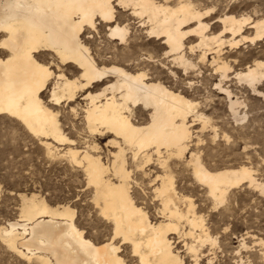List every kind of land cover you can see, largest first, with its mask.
Listing matches in <instances>:
<instances>
[{
    "label": "bare ground",
    "instance_id": "obj_1",
    "mask_svg": "<svg viewBox=\"0 0 264 264\" xmlns=\"http://www.w3.org/2000/svg\"><path fill=\"white\" fill-rule=\"evenodd\" d=\"M214 15L212 8L198 9L187 0H0V115L18 120L48 155L54 143L67 144L65 154L84 171L93 206L112 226L111 237L96 243L78 227L71 207L22 196L20 218L0 226L6 249L40 264H127L119 252L128 244L138 264H185L170 235L189 236L194 243L215 240L193 199L180 193L176 165L182 166L180 173L190 172L214 206L244 184L264 193L252 166L213 165L216 154L202 156L197 148L203 134L210 132L212 140L220 129L224 139L231 135L225 123L216 124L222 116L212 120L205 113L207 102L194 94L204 91L213 105V93L225 96L235 120L242 102L234 81L244 84V92L264 97V17ZM133 21L160 50L135 43ZM103 29L121 49L108 55L91 51L88 41ZM246 44H260L262 52H245ZM53 65L56 79H43L40 68L51 72ZM50 85L51 104L75 103L72 114L83 112L89 138L84 148L63 131L59 110L43 100ZM105 139L113 149L106 161L100 155ZM246 140L243 149L249 152ZM138 177L152 190L151 203H159L158 218L151 219L140 201ZM258 242L264 247L262 238ZM184 243L196 257L198 245Z\"/></svg>",
    "mask_w": 264,
    "mask_h": 264
},
{
    "label": "rangeland",
    "instance_id": "obj_2",
    "mask_svg": "<svg viewBox=\"0 0 264 264\" xmlns=\"http://www.w3.org/2000/svg\"><path fill=\"white\" fill-rule=\"evenodd\" d=\"M187 1L198 9L199 7L200 9L212 8L215 13L213 17L224 13H234L237 16L246 15L252 19L264 17V0ZM213 20H210V23ZM139 25L138 21L132 22V36L135 43H138L142 48L160 50L154 39L149 38V36H146L147 34L140 31ZM105 32V29L100 30L99 35L95 34L94 41H88L87 45L91 51L94 50V54L99 51L101 55H108L110 51L121 49V46H116V43L113 44L112 41L104 37ZM88 36V34H84V37L87 38ZM262 48L260 44L255 46L246 44L242 49L245 52L250 49L255 52H262ZM105 58L107 59L108 56H105ZM235 83L234 81V91L238 93V100L242 102V106L238 107L240 118L237 115V120L230 112L228 99L225 96L213 93L212 99L215 104L213 105L204 97L207 95L204 91L201 94H194L193 97L196 100L207 102V108L210 109H207L205 113L212 117V120L216 122L217 115L222 116V120L218 119L220 121L216 124L220 128L222 123H225L224 131H226V134L231 135L229 140L224 139L220 129V137L218 136L212 140L210 132L203 134L202 139L205 138L206 142L204 140L197 148H200L202 156L209 153L212 156L216 154L214 155L216 156L215 161H212L213 165L220 166L222 164L233 167L239 164H247L252 166L256 171L255 177L257 180L264 183V179H262L264 174L261 172L262 167H264V97L255 94L252 90L244 92L242 90L244 84L242 86L240 83ZM50 88L51 85L43 93V100L53 110L55 108L59 110L56 112L59 113L58 119L62 123L63 131L68 137L76 141L75 143L79 148H84V142H86L84 140H89V138L86 136L88 134H85L86 127L82 119L83 112L78 110L77 113L73 112L72 114L70 106H74L75 103H62L55 106L51 104L48 101L50 99ZM209 88L213 87L209 85ZM81 97L82 95L77 102L82 106L85 101ZM197 127L191 129L194 136L198 130ZM194 139L193 144L196 140ZM245 139H247V142L249 140L251 145L248 149L249 152L243 149V143L245 142L243 140ZM107 141L108 139L101 140L100 143V155L104 161L108 159V149L113 151L112 148L106 146ZM54 144V147L57 148L52 147L54 153L48 155L47 149L41 140L31 135L24 125L8 115H0V226H5L8 221L20 218L23 205L22 196L31 197L35 195L38 199H44L51 207H71L77 215L75 217L76 224L85 231L88 238L96 243L106 241L112 235V226L101 218L98 209L93 206L84 171L70 162L69 157L65 154L69 147L67 144ZM193 149H196L195 145H193ZM189 156V153L186 154V157ZM170 160L179 163L178 159L171 158ZM151 168L154 171L157 170L155 165H152ZM182 169L180 164L175 166V178L178 182L179 191L193 199L197 215L203 216L207 232L215 240L214 243L211 241L200 243L196 240L194 243V240L189 236L188 238L180 234L170 235L174 242L173 246L179 252L185 264H194V262L195 264H264V252L262 251L264 247L258 242L261 238L264 240V193H260L253 186L249 187L248 184H244L230 189L227 200L223 204L214 206V203L207 197L205 190L204 192L201 191V186L197 185L195 180L191 178L189 171H186V174L184 172L180 173L183 171ZM182 176L187 178L184 179ZM138 178V181L142 184L141 190L138 188L140 201L142 200V204L144 203V208L146 207L151 219L158 218L156 209L159 203H155L154 200L151 203L152 190L146 186L145 179L142 182V178ZM142 189L146 191H142ZM181 225V231L184 229H186L184 231H187V226ZM184 242L189 243V245H198L196 257L195 253L187 250L188 248L185 247ZM120 250L122 252L119 253L125 258L127 264H138L136 257L132 256L130 245H122ZM33 260L35 258L26 261L19 258L6 249L0 241V264H40L38 261Z\"/></svg>",
    "mask_w": 264,
    "mask_h": 264
},
{
    "label": "snow or ice",
    "instance_id": "obj_3",
    "mask_svg": "<svg viewBox=\"0 0 264 264\" xmlns=\"http://www.w3.org/2000/svg\"><path fill=\"white\" fill-rule=\"evenodd\" d=\"M58 63V61H57ZM52 71L50 72L48 67H41L40 68V75L43 77V79H51V80H55L56 76H55V72H56V68L55 66H51ZM38 87L40 86L39 84L37 85ZM57 103H59V101H56ZM262 174H264V167H262L261 169ZM262 179H264V175H262ZM117 243H119V240L117 241ZM119 264H122V262H119Z\"/></svg>",
    "mask_w": 264,
    "mask_h": 264
}]
</instances>
